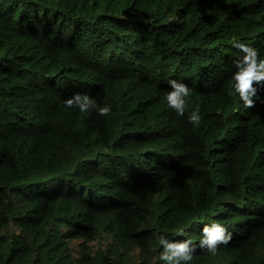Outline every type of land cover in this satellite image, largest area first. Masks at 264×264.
Instances as JSON below:
<instances>
[{"label":"trees","instance_id":"1","mask_svg":"<svg viewBox=\"0 0 264 264\" xmlns=\"http://www.w3.org/2000/svg\"><path fill=\"white\" fill-rule=\"evenodd\" d=\"M234 41L264 58V0H0V264H164L212 222L233 239L191 264H264V86L229 95Z\"/></svg>","mask_w":264,"mask_h":264},{"label":"clouds","instance_id":"2","mask_svg":"<svg viewBox=\"0 0 264 264\" xmlns=\"http://www.w3.org/2000/svg\"><path fill=\"white\" fill-rule=\"evenodd\" d=\"M233 47L238 49L242 55L233 61L236 70L232 75L229 95H238L243 101V106L250 109L255 107L254 97L258 93L257 85L264 86V58H261L256 48L246 43L234 41ZM168 84L171 90L166 95L167 107L175 111L178 117H183L188 109V98L192 95L193 90L187 84L176 79L169 80ZM64 105L69 109L78 108L83 113L94 110L99 116L106 118L112 112L110 105L101 107L88 94L75 93L64 101ZM188 122L194 127L200 126L202 118L199 108L190 113ZM178 235H185L184 230L181 229ZM232 239V233L219 222L205 224L198 245L193 244L190 239L172 241L162 235L159 238V244L163 250L159 259L164 264H191L197 248L215 255L221 245L227 246Z\"/></svg>","mask_w":264,"mask_h":264},{"label":"rangeland","instance_id":"3","mask_svg":"<svg viewBox=\"0 0 264 264\" xmlns=\"http://www.w3.org/2000/svg\"><path fill=\"white\" fill-rule=\"evenodd\" d=\"M81 241L77 240V241H74L72 243V248H73V251L76 253L79 251V247L78 245L80 244ZM111 245V241L105 237L101 238V239H97L93 242L90 243V246L93 250V252L97 251L98 248H102L103 250L104 249H107L108 247H110Z\"/></svg>","mask_w":264,"mask_h":264}]
</instances>
